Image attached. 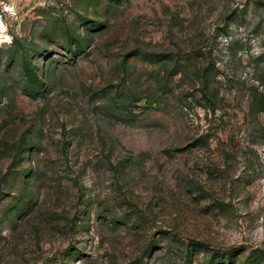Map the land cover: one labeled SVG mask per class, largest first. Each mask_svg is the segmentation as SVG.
Wrapping results in <instances>:
<instances>
[{
  "label": "rangeland",
  "instance_id": "1",
  "mask_svg": "<svg viewBox=\"0 0 264 264\" xmlns=\"http://www.w3.org/2000/svg\"><path fill=\"white\" fill-rule=\"evenodd\" d=\"M0 264H264V0H0Z\"/></svg>",
  "mask_w": 264,
  "mask_h": 264
}]
</instances>
